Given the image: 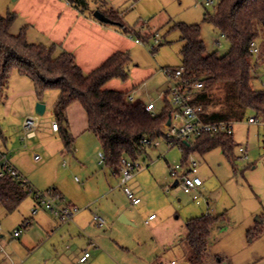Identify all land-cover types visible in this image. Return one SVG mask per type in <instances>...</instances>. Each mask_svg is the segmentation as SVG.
<instances>
[{
  "label": "crops",
  "instance_id": "1",
  "mask_svg": "<svg viewBox=\"0 0 264 264\" xmlns=\"http://www.w3.org/2000/svg\"><path fill=\"white\" fill-rule=\"evenodd\" d=\"M37 2L39 3H36L35 16L26 25L29 28L27 31L29 42L44 45L57 44L59 47L58 53L61 51L72 53L77 65L85 74L96 70L117 53H128L132 59V52L136 51L138 46L145 43L142 37L139 38L135 34H124L116 25L104 24L98 21L93 16L94 12L98 10L97 4H93L94 7L90 6V9L85 12H80L67 2L63 3L61 0H37ZM47 7H50L51 10L49 11ZM120 15L124 21V16L121 13ZM124 23L126 26H130L125 21ZM132 29L138 31L134 27ZM130 35H134L135 37L131 38ZM181 47L179 48V54ZM157 51V49L152 50V54H155ZM180 64L181 57L176 62L164 63L162 70L178 67ZM139 69L136 68L132 71L133 78L131 81H127L129 85L126 89H118L119 87L112 89L111 84L119 80L111 81L107 84L106 88L124 94L133 91L134 95L129 96L134 98L132 102L134 104L146 106L153 103L151 99L145 101L143 98L145 95H148L147 92L140 93L139 91H135V88L152 77L154 69L145 68L140 71ZM166 79V82L170 86V80L167 76ZM10 87L11 84H9L5 97L0 99L4 104L8 98ZM167 88L164 90V94L160 95L162 101H164ZM32 92H34L37 99L30 102V108L23 112L18 119L17 125H13L14 129L8 132L6 130L1 131L4 145L0 147V152L6 154L8 159L11 157L9 159L10 163L28 180L35 190L43 192L53 190L61 206L78 208L80 212L76 215L74 221L63 223L51 212L39 206L30 194L28 197L32 200V213L21 222L23 225L25 221H30V225L17 238L20 244L8 246L11 253L9 252L6 258H0V264H145L139 259L137 260L130 253L129 247L130 245L137 246L142 242L140 236L141 223L144 222L146 226L153 223L150 231H155L164 222L162 220L158 223L155 222L157 217L149 221V217L155 215V213H148L149 207L138 208L143 203L142 200L137 206H133L128 200L123 189L120 187L121 176L112 171L105 161L102 162L99 155L103 153L101 143L92 132L87 130V114L79 103H74L67 109V124L65 128L72 138L70 149L66 147L63 137L64 128L59 126L58 131L53 130L52 126L50 130L43 129V124L40 122L39 125L38 121L35 137L25 139L23 136L25 120L29 117L38 116L34 115L35 104L39 101L35 87ZM49 93L50 91L46 92L40 102L46 106L45 113L49 104L53 102L54 115V107L58 100L59 92L55 98H52V94ZM155 111L156 105L154 113ZM248 119H245L243 122ZM52 123H57L56 119ZM243 125L246 130L245 137L240 135L241 133L239 132L233 135L234 140L236 138L239 139V143L235 142L237 144V150L235 151L238 156L237 162H240V165H237L235 168L225 158L227 166L229 163L234 171V173L231 172L230 177L226 180H234V175H241V182L245 183L249 192L246 196L248 208L243 211L242 218L238 220L235 214H231L229 208H226L228 203L222 201L221 204L211 207V203L207 200L206 211L201 209L200 214L203 215L199 217L224 216L229 225L233 224V221L238 225L240 221V229L249 232L257 228L260 223L264 230V126H249L246 123H243ZM161 146L160 144L155 150L159 152V160H166L167 151L161 152ZM240 147H245L248 150L246 160L242 161L240 159ZM29 152L32 155V160L39 164V166L34 168L27 167V160L31 158L29 157ZM36 155L39 156V159L35 158ZM61 159H64V164H62ZM151 163H154V160ZM189 167L190 160L188 161V165L185 166L187 171ZM197 168H199L198 163ZM143 169L144 167L140 166L135 171L134 178L127 184L134 195L140 199H142V196L145 197V191L140 182V179L145 174ZM235 172L237 173L235 174ZM76 174L80 175L81 178L79 179L75 176ZM230 184V181L226 183L229 189ZM237 185L235 184L236 187ZM206 190L207 188H205V183L203 182V185L194 192L196 194L195 198H197V195H202L205 201L208 196H204L203 192H206ZM230 191L233 192L234 187ZM230 197V202L232 203L233 197L237 198L236 196ZM34 210H36L35 213ZM143 211L148 213V217H145L144 221L140 215V212ZM94 215L103 218L106 221V225L99 227L94 222ZM188 220H186V223ZM19 227L13 229L11 237H13L14 230L19 229ZM221 228L223 227L221 226ZM221 228L216 227L212 231L206 258L211 251V247H214L219 240L218 237L226 231H223L224 229ZM26 229L28 230L24 234ZM185 234H187V229L185 230ZM152 236L160 240L154 232ZM247 236L250 238L249 235ZM3 238L4 232L1 228L0 242ZM176 238L178 239L175 231L172 234L170 231L168 241L165 240L163 244L169 245L171 242L175 243ZM13 239L16 238L13 237ZM253 240L254 238H251L250 242ZM2 252L5 255L4 248H2ZM86 252L90 254V257L82 263L80 259ZM213 256L219 258L220 264L225 263V260L221 258H226V256L219 253H215ZM151 264H155V262Z\"/></svg>",
  "mask_w": 264,
  "mask_h": 264
},
{
  "label": "trees",
  "instance_id": "2",
  "mask_svg": "<svg viewBox=\"0 0 264 264\" xmlns=\"http://www.w3.org/2000/svg\"><path fill=\"white\" fill-rule=\"evenodd\" d=\"M85 12L90 9L88 0H67ZM98 10L111 19L124 34H135L149 42L154 35L143 36L128 28L120 13L108 6L105 0H92ZM18 20L15 13H0V99L6 95L14 72L28 78L34 84L36 95L41 101L46 92H59L54 107L58 126L64 128L66 147L70 149L72 138L65 128L67 109L74 103L84 108L88 119V131L100 141L108 167L121 176L122 162L130 158L134 163L147 153L151 143L164 138V125L177 111L166 93L160 113L147 112L142 104L125 99L122 92L107 89L113 80L123 83L130 78L132 59L128 53H117L102 66L85 74L77 65L72 53H58L57 44H36L27 38L28 26L15 35L12 29ZM204 20L225 35L230 48L224 55L209 51L201 38L200 25L176 23L170 29L180 33L181 64L168 68L175 75L180 70L182 79L191 83L201 82L203 88L193 93L191 105L203 109L206 122H243L250 117L264 121V89H255L258 63L256 57L264 56V0H220L214 15L206 12ZM256 42L259 54L255 56L252 43ZM162 43L159 44L160 47ZM156 50V49H155ZM222 89L220 110H213V91ZM233 135L225 133L203 134L192 143L182 145V167L188 165L189 156H201L221 149L225 158L236 167L238 156ZM30 194L10 176L0 181V208L13 212ZM224 216H202L191 218L186 223V242L190 264H202L206 258L212 231L224 222ZM263 232L261 223L248 235L258 237Z\"/></svg>",
  "mask_w": 264,
  "mask_h": 264
},
{
  "label": "rangeland",
  "instance_id": "3",
  "mask_svg": "<svg viewBox=\"0 0 264 264\" xmlns=\"http://www.w3.org/2000/svg\"><path fill=\"white\" fill-rule=\"evenodd\" d=\"M61 1L63 3H68L67 0ZM88 1L92 7V0ZM105 1L110 7H113L115 11L121 13L124 16V21L132 28L134 27L137 29L142 35L145 34V36H147L149 34L155 35L159 33L162 45L160 47L156 46L158 51L155 54H152L151 49V46H154V38L150 39L149 42H145L138 46L137 50L132 52L133 62L130 65L129 78L131 81L133 78L132 71L136 68H140L139 71L145 68L154 69V75L147 79L146 82L136 86L135 91H139L140 93L147 92L148 95H145L143 98L145 101L148 99L153 101L156 105L155 113L161 112L163 101L161 100L160 95L164 94L166 87L169 88L162 66L164 63L176 62L177 59L180 58V33L177 30L170 29V26L176 23L200 25L201 38L205 42L209 51H217L219 55H224L229 51L230 45L227 39L221 38L219 30H217L211 23L204 20L206 11L211 15L215 14L220 0H213L215 6L209 8H206L203 5L204 0ZM36 3L39 2H37V0H0V13L2 15L15 13L18 16V20L12 29L13 34L17 35L24 25L26 26L30 20H33L32 17L35 16L34 11L37 6ZM47 9L49 11L51 10L50 7H47ZM217 39H220V48H216L214 45V41ZM256 58L258 63L256 70L257 78L253 82V86L255 89H264V56L262 59H259L258 57ZM10 84L11 87L8 91V98L6 99L5 104L0 100V147L4 145L1 131L6 130L8 132L13 130V125H17L18 119L23 112L30 108V102L37 99L34 92H32L34 88L33 84L28 78L21 77L14 72ZM128 85L129 82L123 83L121 81H115L111 84V87L112 89H117L118 87V89H126ZM49 94H52V98H55L58 92L50 91ZM212 94V97L215 98V103H217V105H213L212 109L220 110L221 106H219L218 103L223 97L222 89H215ZM129 95H134L133 91L125 93V99H127ZM38 103L42 102L37 101L35 108ZM34 115L37 116L35 110ZM37 118L39 125L40 122L43 124V129L46 128L50 130L53 124L52 122H55L53 115V102L49 104L47 112L43 116H37ZM243 123L235 124L234 133L237 132L238 134L239 132L241 133L240 135L245 137L246 130ZM238 141L239 139L236 138L235 142L239 143ZM160 144L162 145L160 151H167L166 160L163 158V160H159V152H156L153 148H148L147 153L144 156L139 157L136 160L135 165L144 167L143 172H145L140 179L145 191V197L142 196L141 200L143 203L138 208L149 207L148 213H155V216L157 217L155 222L158 223L162 220L164 223L155 231H150L153 223L149 226H146L144 222L141 223L142 227H140V236L142 242L137 246L130 245V253L137 260L139 259L145 264H151L153 262H155V264H190L188 262V246L186 242L181 241L186 235V220L203 215L200 214V210L204 209L206 211L207 200L211 203V207L221 204L222 201L228 203L226 208H229L230 213L235 214L236 218L239 220L243 216V211L248 208L246 196L249 192L245 183L241 182V175H234V180H226L230 177L231 172L234 173V171L229 163L227 166V160L220 149H215L208 155L201 156L196 153L189 156L190 162L196 161L199 165L196 176H199V178L203 180L202 182L205 183V188H207L206 192H203L204 196H208L205 201L202 195H197V198H195V193L185 194L174 189L172 186L176 181V178L171 175L170 169L177 165H181L183 153L177 146L166 147L167 144L164 140H160ZM235 150H237V146ZM235 154H237L236 151ZM31 156L32 155L29 152V157ZM9 159H11V157ZM61 160L62 164H64V159ZM153 160L154 163H151ZM66 161H68V159H66ZM128 161L133 162L130 158H128ZM35 163L36 162H34L31 157L27 160V167L34 168L39 166V164ZM237 165L239 166L240 162H236V166ZM186 171L187 169L185 167H181V169L178 170L180 173L179 175ZM236 173L237 172H235V174ZM75 176L79 179L81 178L78 174ZM229 181L231 183L230 189L234 187L233 192L226 186V183ZM237 183L239 184L237 185ZM230 196L237 197H233V203L230 202ZM31 202V198L27 197L26 200H24L18 208L11 213L0 208L1 228L4 232V238L0 242V258H6V255L9 254V252L11 253L8 247L9 245L20 244L19 239H13V237H11V232L15 227L17 228L20 225V227H22L21 222L26 216L29 217L31 215ZM148 213L144 211L140 212L143 221L145 217H148ZM259 220L258 222H260ZM225 222L226 220L221 222L217 227L221 228L222 226L223 228L221 229L226 231L218 237L219 240L214 247H211L210 253H208L206 260L202 264H220L219 258L213 256L215 253L226 256V258H221L225 260L224 264H264V230L258 237H254V240L250 242L252 237L249 238L247 236V230L243 231L240 229V221L238 224L239 226L235 224L234 221L233 224L230 225ZM28 229L24 231V234ZM170 231L171 234L175 231L178 239L176 238L177 240L175 243L171 242V244L165 245L163 243L165 240L168 241ZM153 232L160 238V240L153 238ZM2 248L5 250V255H3Z\"/></svg>",
  "mask_w": 264,
  "mask_h": 264
},
{
  "label": "built area",
  "instance_id": "4",
  "mask_svg": "<svg viewBox=\"0 0 264 264\" xmlns=\"http://www.w3.org/2000/svg\"><path fill=\"white\" fill-rule=\"evenodd\" d=\"M204 5L206 7H214L215 3L213 0H205ZM221 38H225V35L220 32ZM131 38H134V35H130ZM154 46H151L152 50L156 49L161 43L159 33L154 35ZM141 42V41H140ZM141 43H144L143 41ZM216 48L221 47L220 39L214 41ZM252 53L257 56L259 54V48L256 42H253ZM164 74L170 80V86L167 90V93H170L171 103L177 111L173 114L172 118L169 120L170 125H164V140L168 147H179L182 148V145L185 143H192L196 141L203 134H220L225 133L227 135H234V126L239 122L233 121H218V122H206L203 118V109L200 106L191 105V100L193 98V93L195 91L201 90L204 86L201 82L191 83L189 80L182 79V72L178 70L175 75L165 69L163 70ZM166 97V94L164 98ZM128 101L133 102L134 98L129 96ZM147 112L154 113L155 105L150 103L145 106ZM37 117H29L25 120L23 125V136L25 139H30L35 137L36 131L38 129ZM246 123L249 126H264V122L256 117H250L246 120ZM53 130L58 131L59 126L57 123L52 124ZM161 140V139H160ZM160 140H157L151 143L148 140H144L146 145H149L150 148L157 149L160 146ZM240 159H247V148L240 147ZM102 162L105 161V156L103 153L99 154ZM163 157V156H162ZM36 159H39V156H35ZM181 165H177L170 169V173L173 177L176 178L177 185L174 186V189L181 191L185 194H192L196 192L202 185V180L196 176L197 172V163L191 161L189 170L186 172H178L181 169ZM139 166L135 165L134 162H129L128 160H123L122 162V174L120 178V187L123 189L126 197L131 202L133 206H137L141 203V199L137 198L132 190L127 187V184L134 178L135 171ZM7 176L15 179L20 187L31 194L36 202L44 208L45 210L51 212L56 218H58L63 223H69L74 221L76 215L80 212V209L70 207V206H61L58 202V198L55 195L53 190L48 191H37L33 186L26 180L18 170L10 163L7 155L0 152V181ZM36 210H34V213ZM155 215L149 217V221L155 219ZM94 222L102 227L106 225V221L98 215H94ZM148 222V221H147ZM30 225V221H25L21 228L14 230L13 237L18 238L23 233V230ZM0 234H1V223H0ZM90 257V254L86 252L80 259V262H85Z\"/></svg>",
  "mask_w": 264,
  "mask_h": 264
},
{
  "label": "water",
  "instance_id": "5",
  "mask_svg": "<svg viewBox=\"0 0 264 264\" xmlns=\"http://www.w3.org/2000/svg\"><path fill=\"white\" fill-rule=\"evenodd\" d=\"M93 16L98 20L100 21L101 23H104V24H114V22L109 19L108 17H106V15H104L102 12L100 11H95ZM45 110H46V107L44 104L42 103H38L36 105V108H35V114L38 115V116H43L44 113H45ZM168 125H170V121H168L167 123ZM177 185V182L174 183L173 187Z\"/></svg>",
  "mask_w": 264,
  "mask_h": 264
}]
</instances>
